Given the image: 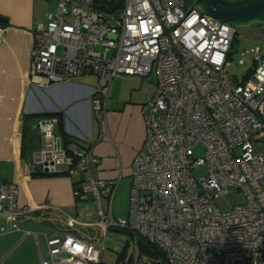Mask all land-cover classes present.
I'll use <instances>...</instances> for the list:
<instances>
[{"label": "built area", "instance_id": "obj_1", "mask_svg": "<svg viewBox=\"0 0 264 264\" xmlns=\"http://www.w3.org/2000/svg\"><path fill=\"white\" fill-rule=\"evenodd\" d=\"M53 1L46 23L34 28V79L64 85L95 76L91 105L100 123L115 79L149 78L156 67L158 84L143 107L147 133L132 165L127 220L113 217L118 181L93 177L89 146L71 154L60 147L54 119L38 123L44 148L35 161L41 171L64 168L79 177L74 197L94 202L95 225L105 237L111 229L131 231L158 248L169 264H264L261 49L243 54L255 67L240 82L227 70L237 29L197 8L184 18L190 0ZM202 168L207 173L198 176ZM19 193L16 183L0 185V238L33 236L41 264H102L104 246L71 235L47 237V259L38 234L24 229L32 209L19 205ZM241 195L244 200L228 211L216 204L221 197L230 201ZM59 210L69 228L78 227Z\"/></svg>", "mask_w": 264, "mask_h": 264}, {"label": "crops", "instance_id": "obj_2", "mask_svg": "<svg viewBox=\"0 0 264 264\" xmlns=\"http://www.w3.org/2000/svg\"><path fill=\"white\" fill-rule=\"evenodd\" d=\"M43 10L42 0H0V18L7 20L6 23L0 21V39H3L0 48V185H18L19 205L32 209L24 224L25 229L38 234L42 247L43 243L46 246L47 237L59 235L97 243L80 237L76 228H69L68 217L59 210L77 220L80 228L86 227L83 220L94 219V202L74 197L80 178L61 174L68 173L64 168H59L60 174L56 176H34L46 173L35 161L36 154L44 148L39 128L36 131L39 139L27 149L24 159L25 118L60 115L64 131L73 141L71 151L89 146L93 177L118 181L119 186L125 179L132 180L133 161L143 147L147 133L143 107L155 95L158 78L152 81L151 75L149 78L115 79L100 123L91 105L98 88L95 76L79 77L64 85L48 84L31 76L34 28L47 21L48 13L43 14ZM46 119L56 120L55 135L59 137V118ZM60 147L63 148L62 142ZM34 226L39 230H33ZM17 237H21L19 241ZM30 238L32 240L27 242ZM14 242L18 243L13 251L28 250L32 263L41 264L33 236L24 238L18 233L12 235L5 245Z\"/></svg>", "mask_w": 264, "mask_h": 264}, {"label": "rangeland", "instance_id": "obj_3", "mask_svg": "<svg viewBox=\"0 0 264 264\" xmlns=\"http://www.w3.org/2000/svg\"><path fill=\"white\" fill-rule=\"evenodd\" d=\"M42 1L44 3L45 10H43V14L46 15L50 11L54 10L55 2L53 0ZM195 1L196 0H190L188 2V8L193 7ZM255 28H257L256 25L241 29L240 33L238 34L237 41L234 44L232 56L230 59V66L227 69L233 80L243 82L246 79L247 75L254 70L255 66L253 59L251 57H244V53L260 48L261 54L264 55V36H262V34ZM241 61H243V63H241ZM157 78L158 77L155 67L151 79L152 81H156ZM206 173V168H202L197 171L198 176H202V174ZM131 182V179H125L116 189L113 199V217L117 221L127 220L129 218V198ZM243 200L244 197L242 195L230 201L226 197H221L216 201V204L222 211H228L232 206L242 202ZM102 205L104 212L108 214V200L105 199ZM82 222L86 227H77L76 232L80 237H85L87 239H90L91 241H96L100 244V246H104V264H122V262H118V260L120 254L124 251L126 254V260H132L133 264H161L160 260L152 259L142 253L136 237L133 238L132 234L128 230L111 229L110 231H108L107 237H105L106 231L103 228L95 225L96 218L92 219L89 222H86V220H83ZM32 229L36 231L39 230L38 228L35 229V226L32 227ZM10 238L11 236H4L0 238V264H33L30 257V251L25 249H15L13 251L15 245L18 242H14L15 244L12 243L8 246L5 245ZM20 238L21 237H17V241H19ZM31 240L32 239L30 238L27 242ZM43 250L45 257L48 259L49 256L44 243Z\"/></svg>", "mask_w": 264, "mask_h": 264}, {"label": "water", "instance_id": "obj_4", "mask_svg": "<svg viewBox=\"0 0 264 264\" xmlns=\"http://www.w3.org/2000/svg\"><path fill=\"white\" fill-rule=\"evenodd\" d=\"M194 8L199 9L209 17L231 25L237 30L256 25L258 32L264 36V0H196L184 18ZM0 21L2 23L7 22L3 18H0ZM46 173L49 172L46 171Z\"/></svg>", "mask_w": 264, "mask_h": 264}, {"label": "trees", "instance_id": "obj_5", "mask_svg": "<svg viewBox=\"0 0 264 264\" xmlns=\"http://www.w3.org/2000/svg\"><path fill=\"white\" fill-rule=\"evenodd\" d=\"M258 28V27H257ZM257 28H255L257 30ZM241 30H237V37L238 34L240 33ZM237 41V38H236ZM235 41V42H236ZM235 44V43H234ZM252 76V71L247 75L245 81H247L250 77ZM46 119V118H56L59 122V132H60V138H61V142L63 145V148L68 152V153H72L71 151V145H73V141L72 138L66 134V132L64 131L63 128V122H62V117L60 115H47V116H34V117H27L25 118L24 121V141H23V157L24 159H26V151L27 149L35 144V142L39 139L38 138V123L39 121H41L42 119ZM35 128V130H34ZM37 131V132H36ZM60 174V173H59ZM58 173L55 174H49V173H40L39 175H34V176H56L59 175ZM61 174H66L68 175V173H61ZM116 230V229H115ZM133 238L136 237L139 247L142 251V253L144 255L149 256L152 259H158L160 260V263L162 264H169L166 260L165 255L158 249L156 248L154 245L150 244L147 240H145L144 238L136 235L135 233L129 231ZM121 261L122 264H133L132 260H126V254L125 251L123 253L120 254L119 256V260L118 262ZM102 264H104L102 262ZM159 264V263H158Z\"/></svg>", "mask_w": 264, "mask_h": 264}, {"label": "bare ground", "instance_id": "obj_6", "mask_svg": "<svg viewBox=\"0 0 264 264\" xmlns=\"http://www.w3.org/2000/svg\"><path fill=\"white\" fill-rule=\"evenodd\" d=\"M145 239V238H144ZM146 240V239H145Z\"/></svg>", "mask_w": 264, "mask_h": 264}]
</instances>
